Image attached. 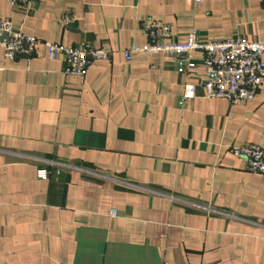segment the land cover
<instances>
[{
  "label": "crops",
  "instance_id": "0c3cea01",
  "mask_svg": "<svg viewBox=\"0 0 264 264\" xmlns=\"http://www.w3.org/2000/svg\"><path fill=\"white\" fill-rule=\"evenodd\" d=\"M0 18L110 52L83 80L42 46L7 60L0 44V264H264V173L234 151L264 146V75L254 99L230 103L202 95V51L191 69L125 56L153 23L171 41L196 28L264 43V0H0Z\"/></svg>",
  "mask_w": 264,
  "mask_h": 264
},
{
  "label": "built area",
  "instance_id": "2783aa9c",
  "mask_svg": "<svg viewBox=\"0 0 264 264\" xmlns=\"http://www.w3.org/2000/svg\"><path fill=\"white\" fill-rule=\"evenodd\" d=\"M202 1V0H196ZM12 5H23L31 10L35 0H11ZM72 17L64 16V24H69ZM172 29L169 25L153 23L149 31L150 42L144 46H134L125 51L127 60L136 52L150 55L168 54L184 59L187 68L195 66L192 54L202 51L205 54L206 79L202 84L203 96L224 98L230 103L250 101L258 93L264 75V43L248 41L240 36L224 40L201 41L198 30L193 28L187 34V40L171 41ZM5 37L4 39H1ZM0 44L4 47L7 60H14L18 55L30 57L42 46L50 59L61 56L65 62L64 72L76 75L84 80L90 66L97 60L110 57V52L96 47L89 41L79 45H65L49 40H41L35 35L17 29L10 19L0 18ZM198 95L197 85L186 83L183 100H189ZM235 154L245 158L247 169L254 173H264V146L245 143L234 148ZM51 164H65L50 161ZM40 178L46 179L48 171H38ZM117 210H112V216H117Z\"/></svg>",
  "mask_w": 264,
  "mask_h": 264
},
{
  "label": "water",
  "instance_id": "95a60500",
  "mask_svg": "<svg viewBox=\"0 0 264 264\" xmlns=\"http://www.w3.org/2000/svg\"><path fill=\"white\" fill-rule=\"evenodd\" d=\"M5 37L1 38V39H4Z\"/></svg>",
  "mask_w": 264,
  "mask_h": 264
}]
</instances>
